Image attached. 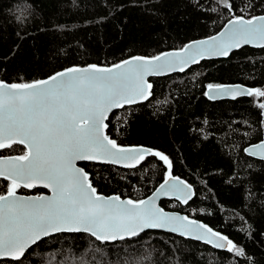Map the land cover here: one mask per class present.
<instances>
[{
	"label": "trees",
	"instance_id": "1",
	"mask_svg": "<svg viewBox=\"0 0 264 264\" xmlns=\"http://www.w3.org/2000/svg\"><path fill=\"white\" fill-rule=\"evenodd\" d=\"M228 3L233 11L222 0H0V80L32 82L73 66L112 67L137 56L179 51L216 35L235 17L264 15V0ZM149 81L150 97L114 111L106 134L121 147L167 155L171 174L190 184L194 194L187 204L162 201L160 206L202 222L245 255L156 231L113 243L61 233L29 249L23 264H76L65 257L85 252L92 264H264V161L244 152L264 139L259 107L264 97L211 101L204 95L209 84L264 90V48L244 47ZM25 153L13 144L0 150V158ZM79 166L99 195L133 201L146 199L166 174L154 156L134 168ZM9 183L0 179V195ZM16 193L47 192L19 186Z\"/></svg>",
	"mask_w": 264,
	"mask_h": 264
},
{
	"label": "snow or ice",
	"instance_id": "2",
	"mask_svg": "<svg viewBox=\"0 0 264 264\" xmlns=\"http://www.w3.org/2000/svg\"><path fill=\"white\" fill-rule=\"evenodd\" d=\"M222 2L229 11L234 10L228 0ZM229 24L227 33L210 38L211 42L187 45L183 54L137 56L112 67L73 66L32 82L0 80V149L17 143L28 149L24 155L0 160V177L10 181L7 193L0 195V264H23L32 246H39L55 233H87L104 243L138 237L151 228L202 240L235 256L245 255L242 248L211 228L157 208L155 197L133 201L99 195L88 174L76 167V161L94 160L134 168L145 157L154 156L166 167L164 182L156 195L173 194L187 204L193 195L192 187L171 174L169 157L147 148L119 146L103 133L108 127L104 121L113 108L148 99L152 85L145 83L147 75L183 71L206 54L227 56L242 44L264 47V16L235 17ZM204 95L210 100L224 96L259 98L264 97V90L209 84ZM259 107L264 109V103ZM244 152L264 161V139L244 148ZM37 185L48 188L52 195H16L19 186ZM69 259L76 264H92L87 252L65 257Z\"/></svg>",
	"mask_w": 264,
	"mask_h": 264
},
{
	"label": "water",
	"instance_id": "3",
	"mask_svg": "<svg viewBox=\"0 0 264 264\" xmlns=\"http://www.w3.org/2000/svg\"><path fill=\"white\" fill-rule=\"evenodd\" d=\"M262 16H264V15H262ZM257 17H259V16H257ZM229 28H231V25L229 24V22L228 23H226V25L221 29V31L219 32V33H217L216 35H214V36H212V37H217V38H219L220 37V35H221V33H227L228 32V30H229ZM212 37H209V38H206V39H201V40H196V41H193V42H190V43H188L187 45H190V44H196V43H198V42H201V41H209V42H211V39L210 38H212ZM186 45V46H187ZM186 46L182 49V50H179V51H170V52H166V53H181V54H183L184 53V50H185V48H186ZM244 47H251V48H264V47H259V46H254L253 44H242L240 47H238V48H233L230 52H229V54L227 55V56H214V55H205V57L203 58V59H200L199 60V62L200 61H202V60H204V59H208V60H217V59H224V58H227L232 52H234V51H237V50H240L241 48H244ZM128 60H130V59H128ZM127 61V60H126ZM199 62L198 63H191V64H188V65H186L185 67H184V70L183 71H170V72H167L166 74H163V75H147V76H145L144 77V79H145V83L146 84H151L152 85V83H150V79L151 78H158V77H165V76H169V75H172V74H176V73H183V72H185L186 70H188L189 68H191V67H193V66H195V65H197V64H199ZM88 66H90V65H87V66H84V67H81V68H85V67H88ZM99 67V66H98ZM228 86H235V85H228ZM240 86H242V85H240ZM242 87H244V86H242ZM244 88H246V87H244ZM150 92L152 91V88L149 90ZM207 91V90H206ZM150 97V96H149ZM148 97V98H149ZM241 97H247V96H237L235 99H238V98H241ZM208 98V97H207ZM209 99V98H208ZM235 99H233L232 97H230V96H224V97H222V98H218V99H215V100H211V101H219V100H235ZM147 100V99H146ZM146 100H142V101H140V102H137V103H135V104H131V105H136V104H140V103H144ZM210 100V99H209ZM125 105H129V104H125ZM122 108V107H121ZM121 108H113L112 109V111L111 112H109L108 113V118L110 117V115L114 112V111H117V110H119V109H121ZM108 119H106L105 121H104V123L106 124V121H107ZM103 133L104 134H106V129H103ZM107 135V134H106ZM17 144H19V143H17ZM257 144V143H256ZM20 145H22L24 148H25V150H26V153H27V151H28V149L23 145V144H20ZM254 145V144H253ZM130 148H146V147H143V146H139V147H130ZM148 149V148H147ZM1 150V149H0ZM248 156V155H247ZM14 157H16V156H14ZM250 157V156H249ZM7 158L8 157H3V158H0V160H7ZM251 158H254V159H257V160H260V159H258V158H256V157H251ZM261 161V160H260ZM142 162V161H141ZM140 162V163H141ZM82 163H95V164H106V165H112V166H115V167H118V168H128V167H124L123 165H121V164H110V163H101V162H98V161H94V160H81V161H76V167H78V168H81L80 166H79V164H82ZM139 163V164H140ZM139 164H137V166L139 165ZM82 169V168H81ZM84 170V169H83ZM88 178H89V176H88ZM0 179H4L3 177H0ZM8 181V180H7ZM90 181V180H89ZM164 182V181H163ZM162 182V183H163ZM161 185V184H160ZM160 185L146 198V199H144V200H147L148 198H150V197H155V204H156V207L157 208H160V209H162L165 213H167V214H169V215H179V216H181V217H185V215H183V214H180V213H177V212H170V211H166V210H164L161 206H160V203L162 202V201H178V202H180V203H182L178 198H177V196L176 195H173V194H163V193H161L160 195H156V193H157V190L159 189V187H160ZM20 187H22L23 189H25V190H29V191H33V190H35V189H43V190H45V191H47V193L46 194H42L43 196H45V197H50L51 195H52V193H51V191L48 189V188H44L43 186H41V185H37L36 187H23V186H20ZM192 192H193V189H192ZM194 194V193H193ZM16 195L18 196V197H25V198H28V197H35V196H39V195H21V194H18V193H16ZM101 196H103V195H101ZM112 196H117V195H112ZM112 196H103V197H105V198H108V197H112ZM119 197V196H118ZM192 197H193V195H192ZM121 200H127V199H122V198H120ZM192 199V198H191ZM190 199V200H191ZM189 200V201H190ZM188 201V202H189ZM182 204H185V203H182ZM191 220V219H190ZM195 221V220H194ZM197 222V224H203L202 222H199V221H196ZM203 225H205V224H203ZM207 228H209L207 225H205ZM148 231H156V232H163V233H168V234H171V235H175V236H180V237H182V238H184V239H188V240H191V241H195V242H198V243H201V244H205V245H207V246H209V247H212V248H214L213 246H212V244L211 243H205L204 241H202V240H197V239H193V238H191V237H189V236H181V235H179V233H174V232H170V231H167L166 229H162V228H151V229H145L143 232H141L140 234H142V233H144V232H148ZM201 231H203V230H201ZM55 234H61V233H55ZM55 234H53V235H55ZM63 234V233H62ZM64 234H74V233H64ZM82 234H86V235H88L87 233H82ZM47 238V237H46ZM92 238H94V237H92ZM131 238H133V237H131ZM45 239V238H44ZM95 239V238H94ZM125 239H130V238H125ZM124 239V240H125ZM213 239H215V238H213ZM116 241H121V240H119V239H117V240H114V241H105L106 243H113V242H116ZM98 242H100V241H98ZM33 247V246H32ZM214 249H216V250H221V251H226V249H220V248H214Z\"/></svg>",
	"mask_w": 264,
	"mask_h": 264
},
{
	"label": "rangeland",
	"instance_id": "4",
	"mask_svg": "<svg viewBox=\"0 0 264 264\" xmlns=\"http://www.w3.org/2000/svg\"><path fill=\"white\" fill-rule=\"evenodd\" d=\"M47 192V191H46Z\"/></svg>",
	"mask_w": 264,
	"mask_h": 264
}]
</instances>
